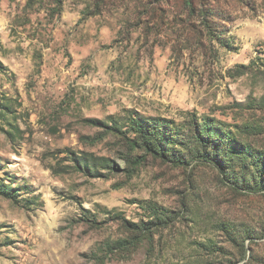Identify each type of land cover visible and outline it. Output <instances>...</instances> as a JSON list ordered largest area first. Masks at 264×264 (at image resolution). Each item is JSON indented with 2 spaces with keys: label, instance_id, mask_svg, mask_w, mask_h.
<instances>
[{
  "label": "rangeland",
  "instance_id": "1",
  "mask_svg": "<svg viewBox=\"0 0 264 264\" xmlns=\"http://www.w3.org/2000/svg\"><path fill=\"white\" fill-rule=\"evenodd\" d=\"M195 2L215 38L185 0H0V264H264V0ZM131 114L182 163L136 166Z\"/></svg>",
  "mask_w": 264,
  "mask_h": 264
},
{
  "label": "trees",
  "instance_id": "2",
  "mask_svg": "<svg viewBox=\"0 0 264 264\" xmlns=\"http://www.w3.org/2000/svg\"><path fill=\"white\" fill-rule=\"evenodd\" d=\"M185 2L187 7L186 9L189 12L190 17H197L200 19L202 18V23L205 26L208 35L213 38L215 35L213 33L211 24L209 21L207 22V11L205 9H198L196 7L195 0H185ZM210 123L211 121L206 119V122L203 125H200L199 123H195L194 125L193 129L195 136L193 138H195V145H197V148L199 149L198 157L204 162L210 161L215 165L222 167L225 166L226 160L224 156L221 155L219 144L216 143L215 136L212 133L213 126ZM126 126L128 131L124 133L123 129ZM125 127L120 123H116L111 128V130L120 134H133L135 136V138L133 140L131 139L129 142V146H131L133 149L140 148L144 152V156L141 159H135V161H133L136 166L144 163L148 157L160 159L170 163H175V161L182 163V161L178 159L176 155V152L178 151L176 150L175 143L173 144L172 135L169 133L170 127H168L161 119H143L139 115L131 114V116L126 119ZM249 148L250 149H248V152L252 153L253 149L251 146H249ZM187 150L191 151L190 149ZM191 152L194 156L193 151ZM259 168L261 176H263L264 163L261 164ZM263 184L264 182L260 183L259 185L263 186ZM6 194L7 191H3V189L0 187V195L7 196ZM145 232L148 233V241L152 245L154 240V237L152 236V232H154L153 228L147 227ZM121 244L124 245V242Z\"/></svg>",
  "mask_w": 264,
  "mask_h": 264
}]
</instances>
